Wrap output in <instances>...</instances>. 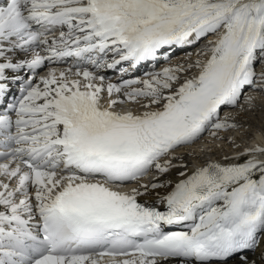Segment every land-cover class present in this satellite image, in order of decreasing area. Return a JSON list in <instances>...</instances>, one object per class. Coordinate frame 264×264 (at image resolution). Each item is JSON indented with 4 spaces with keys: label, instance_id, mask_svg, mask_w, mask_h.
I'll list each match as a JSON object with an SVG mask.
<instances>
[{
    "label": "snow or ice",
    "instance_id": "obj_1",
    "mask_svg": "<svg viewBox=\"0 0 264 264\" xmlns=\"http://www.w3.org/2000/svg\"><path fill=\"white\" fill-rule=\"evenodd\" d=\"M56 28L66 31L49 40ZM210 34L194 53L206 59L122 78ZM70 57L128 67L119 68V83L80 64L50 68L38 81L29 76L0 111V264H226L257 247L264 160L179 172L171 191L157 194L163 211L138 197L165 184L115 186L152 168L187 169L173 164L183 159L178 147L237 127L219 112L255 87L257 60L264 80V0H0V81L8 70L35 72ZM193 67L197 74L182 77ZM7 87L0 83V96ZM257 152L264 148L245 150Z\"/></svg>",
    "mask_w": 264,
    "mask_h": 264
},
{
    "label": "bare ground",
    "instance_id": "obj_2",
    "mask_svg": "<svg viewBox=\"0 0 264 264\" xmlns=\"http://www.w3.org/2000/svg\"><path fill=\"white\" fill-rule=\"evenodd\" d=\"M214 39H215V34L209 36L207 41L214 40ZM207 41H202L203 46L201 48L205 47V45L207 44ZM207 55H209V53H207V52H205V55L201 56V57H197L196 55L193 54L187 58L186 62H194L198 58L203 60V59L207 58ZM260 67L262 68L261 64H260ZM194 69H195L194 71H191V69H188L185 73H182V74H185L186 77H190L189 74L191 72H193V75H195L198 73V69H196V68H194ZM258 76H259V74H258ZM263 81L264 80L261 79V84L259 82V85H257V87L253 88V89H257V90L260 89V91L262 90V92H263L264 91L263 90L264 88L262 87ZM245 91H247V89H245ZM247 96L253 97L251 103H248L246 100L240 101V98H239L238 104L236 106H226V108H225L226 112L223 113L220 117L224 118L225 115H228L230 117L229 122H231V123H235V122H233V118H236V120L238 122L242 119L243 122L252 124L253 122L250 121L248 118H245L246 115H244L242 113L243 108H245L247 106L252 107V104H254V103L264 104V97H263V95H261V93H257L256 91L255 92L249 91L247 93ZM133 106H134V108H137L136 105H133ZM260 109H262V108H260ZM262 111L264 112V105H263ZM235 125H237V127H240V128L233 127L232 131L237 132L239 134L240 139L247 138V139H249L248 140L249 143L258 144L259 146H264V136L262 135V134H264V123H262L260 120H258V122L254 125V127L252 129V131L256 133L255 139H250L253 136V135L250 136V133L246 134L245 132H239V129H241L243 127V125L240 126L239 124H236V123H235ZM244 125H245V123H244ZM221 131L222 130H220L218 133H220ZM232 134L233 133H230V135H232ZM207 136L209 137L208 140L206 138L205 139L201 138L195 144L193 143L194 145H188V146L181 147L183 149H179L180 152L175 150V154L178 156H182L183 159L182 160H173V163H175V164H186L187 169L178 168V167L172 168L163 177H161L160 181L158 182L160 184H165L166 185L165 187H161V188H158L155 190H151V191H149V193L147 195L141 196L140 198H143V200H145L149 205H162L160 203H156L157 194H159V196L162 197V196L166 195L169 191H171V188L174 186V184L176 182H178L179 179L183 178V177H180L178 175L179 172L187 171V173L190 174L191 171L193 169H195L194 167H192L190 165V162H192V164L198 165V167L206 165L208 162L203 163V158L208 159V158H206V156H211V160L209 162H218L221 164L239 163L241 160H244V158L239 159V161L230 159V157L226 156L225 151L222 148H221V153L223 154V156L221 155V153L219 151H217V149L216 150L214 149L212 154H209L207 152L206 156L200 155L201 152H206V149H201V147L203 145H208L205 142L206 141L213 142V140H215V137L210 136L209 134ZM221 136H223V135L220 134L219 138H221ZM202 140H204V141H202ZM236 140H239V139L236 138ZM225 144H227V143H225ZM211 146H214L215 148H217L216 147L217 145L212 144ZM226 146H227L226 148H229L230 145H226ZM197 153H199L198 156L197 155L193 156V154H197ZM242 153H243V150L239 151L238 153H234V154H242ZM212 155H214V156H212ZM259 158L261 160H264V153H261ZM248 159L249 158H247L246 160H248ZM246 160H244V162ZM244 162H242V163H244ZM170 178H171V181H169ZM254 178H258V173L254 174ZM144 184H150V183H149V181H145ZM177 227L178 226H173V229H175ZM241 254L247 256L250 264L253 261L255 262V264H264V234H261V242L259 243V245L257 247H255L254 249H250V250H244L242 253H238L236 255H233L231 258H229L227 260L226 264H242V262L240 260Z\"/></svg>",
    "mask_w": 264,
    "mask_h": 264
},
{
    "label": "rangeland",
    "instance_id": "obj_3",
    "mask_svg": "<svg viewBox=\"0 0 264 264\" xmlns=\"http://www.w3.org/2000/svg\"><path fill=\"white\" fill-rule=\"evenodd\" d=\"M260 84H261V81H260ZM262 87L264 88V81L262 83ZM254 91H256L257 93H261V95H263V97H264V91L262 92V90L260 91V89L254 90ZM263 105L264 104H261V103L260 104L254 103V104H252V107L247 106V107L243 108V111L241 110L242 113L244 115H246L245 118H248L250 121L253 122L252 124L243 122L242 119L238 122L236 120V118H233V122H235L236 124H239L240 126L243 125V127L241 129H239V132H245L246 134H249L252 132V129H253L254 125L258 122V120H260L262 123H264V112L262 111ZM259 107L262 109H260ZM244 123H245V125H244ZM237 128H240V127H237ZM232 130H233L232 128L223 129L220 133L217 134L218 136H215V140H213V142L207 143L208 145H203L201 147V149H206V151L207 150L213 151L214 149L215 150L217 149V151L220 152L221 148H222V149H224L225 152L237 151L236 153H238L239 151L242 150V147H244L245 143H249V141L247 138L240 139L239 134L237 132L232 131ZM230 133H233V134L230 135ZM220 134L223 135V136H221V138H219ZM236 138L239 140H236ZM245 140H247V141L245 143H243V141H245ZM225 143H227V144H225ZM212 144L217 145V148H215L214 146H211ZM226 145H230L229 148H226L227 147ZM180 149H183V148H180ZM178 151L180 152L179 149H178Z\"/></svg>",
    "mask_w": 264,
    "mask_h": 264
}]
</instances>
